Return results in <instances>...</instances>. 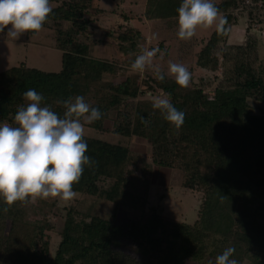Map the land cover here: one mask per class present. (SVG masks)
<instances>
[{
    "label": "trees",
    "instance_id": "16d2710c",
    "mask_svg": "<svg viewBox=\"0 0 264 264\" xmlns=\"http://www.w3.org/2000/svg\"><path fill=\"white\" fill-rule=\"evenodd\" d=\"M213 2L226 23L214 29L196 54V66L215 75L187 87L165 73L158 80L148 71L141 81L138 76L106 80L130 68L145 37L125 28L112 35L118 41L115 59L93 57L91 45L79 37L88 36L92 21L86 14L92 0H62L51 6L42 27L54 30L55 47L62 53L59 73L25 62L0 73V121L14 125L28 88L41 93L43 103L60 115L64 108L57 100L84 96L102 112L101 119L86 125L145 140L154 166L181 170L183 186L202 193L195 223L170 221L158 207L149 206L152 166L139 162L129 146L83 135L85 154L95 163L84 166L72 186L85 198L66 209L55 255L49 233L58 200L36 198L11 206L0 200V264H215L229 246L237 264H264V110L254 113L249 102L264 104V64H258L259 39L250 33L253 23L264 24V0ZM179 4L146 0L144 17L176 19ZM238 12H246L249 22L244 41L232 45L228 38ZM158 94L167 95L185 113L179 129L152 108L151 96ZM102 201L114 204L111 218L98 214ZM120 208L135 211L139 218L121 224Z\"/></svg>",
    "mask_w": 264,
    "mask_h": 264
},
{
    "label": "clouds",
    "instance_id": "9594fccd",
    "mask_svg": "<svg viewBox=\"0 0 264 264\" xmlns=\"http://www.w3.org/2000/svg\"><path fill=\"white\" fill-rule=\"evenodd\" d=\"M51 11L50 0H0V32L7 28V38L38 32ZM176 12V35L181 40L192 38L198 28L215 25L219 31L226 23L213 0H180ZM158 53L164 56L158 48H142L130 70L143 73L149 68L156 79L164 80L165 74L153 65ZM167 71L177 85L188 86L191 73L183 64L170 62ZM22 96L25 103L17 107L14 125L0 121V200L9 206L36 198L71 201L76 196L72 186L84 166L95 163L85 154L84 126L101 119L102 112L82 95L57 100L64 108L62 115L44 104V96L33 88ZM151 106L175 128L183 124L185 113L167 95L151 96ZM234 251L226 247L215 257V264H237Z\"/></svg>",
    "mask_w": 264,
    "mask_h": 264
},
{
    "label": "rangeland",
    "instance_id": "374dc122",
    "mask_svg": "<svg viewBox=\"0 0 264 264\" xmlns=\"http://www.w3.org/2000/svg\"><path fill=\"white\" fill-rule=\"evenodd\" d=\"M59 1H53L51 6H57ZM217 1V0H216ZM146 0H92L86 17L92 21L88 36L84 34L79 37L86 38V43L91 45L93 57L112 60L117 52V40L112 35L125 28H133L141 32L145 41L140 43L142 48H158L164 52L160 57L159 53L153 58V65H158L161 72L168 74V64L181 63L191 73L190 82L197 83L200 77H213L215 74L202 70L196 66V54L208 40L215 25L208 28H198L194 36L188 40H181L177 37V19L171 20H147L144 17ZM238 23L231 29L228 43H242L246 35V27L249 18L246 12H238ZM8 27H11L9 25ZM7 28L0 32V73L25 62L29 67L48 73H59L62 69V53L55 47V35L52 27L43 28L34 35L29 36L27 32L16 38H7ZM250 33L259 39L258 57L259 63L264 64V24L253 23ZM124 61L125 57L121 56ZM120 61V62H122ZM224 66V65H223ZM218 71L221 76L224 67ZM230 65H228L229 67ZM146 71L153 73L146 68L143 73L132 72L130 68L118 72L114 77L106 76V80L120 82L127 76H138L139 81L146 75ZM160 95V94H158ZM254 113L264 110V104L255 100L249 101ZM112 123L109 121L106 128L110 129ZM84 136L102 139L114 144L127 145L131 148L133 156L142 164L152 166L151 189L149 193V206H156L161 210L162 215L170 220L180 223L194 224L198 218V210L202 200V193L186 189L183 182L181 170L157 167L152 164V149L150 144L140 138H127L113 133H100L94 128L85 125ZM85 196L76 195L71 201H63L59 198L58 208L51 215L54 230L50 232L51 256H54L60 242V233L63 228L66 209L79 204ZM89 199L87 200V202ZM90 203V201L88 202ZM114 204L102 201L97 211L102 217L111 218ZM139 214L135 211L120 208L117 212V220L121 224H127L138 219ZM244 260L242 264H248Z\"/></svg>",
    "mask_w": 264,
    "mask_h": 264
}]
</instances>
